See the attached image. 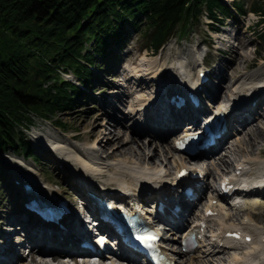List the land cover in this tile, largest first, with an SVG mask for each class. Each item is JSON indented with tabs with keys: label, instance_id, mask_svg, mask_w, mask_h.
Instances as JSON below:
<instances>
[{
	"label": "bare ground",
	"instance_id": "obj_1",
	"mask_svg": "<svg viewBox=\"0 0 264 264\" xmlns=\"http://www.w3.org/2000/svg\"><path fill=\"white\" fill-rule=\"evenodd\" d=\"M221 36L225 40L223 42L226 43L229 38L226 32H222ZM217 41L219 43L222 42L221 40ZM198 47L199 46H196V50H198ZM233 47L234 45L232 46L231 44L227 46L231 56L225 61V64L227 63L226 66L225 64H221L222 68L217 75V81H212L206 84L202 92L205 97L209 96L212 98L211 103L214 113L222 112L226 108L228 109L229 115H226L225 118L229 119L230 117H233L239 122V125L233 127L232 131L229 133L230 136L233 134L235 136L233 135V137H230L228 134L224 140L220 142L218 146L220 149L215 153L218 154L216 163L221 165L223 171L229 173V175L240 184L243 183L245 178L249 177L252 171L251 161L259 158L258 156H251L252 149L256 147L258 150V147H261L259 146L260 138L258 139V137L264 135V88L262 87V84L264 83V73L247 74L245 71H242L247 63L244 62L243 65H239V62L245 61V59H248L250 55H246L249 53H240V51H237ZM162 51L157 57H155V61L147 59L146 56H148V53L145 51L143 55L139 56V63L137 62V64L131 66L129 64L127 68H122V72L119 74L122 83H113L114 88H109L107 91L108 94L104 95V98L102 97L99 99L97 102L99 106L98 115L92 117L89 122H87L88 120L86 117L82 119L83 128H88V137H93V141L89 143L82 142L81 146L77 147L70 144L67 137L62 138L52 142L55 143L53 145V149H55V151L47 148L48 146L46 147L43 143L38 146L41 152L47 154L53 162L55 161L60 165L56 166V168H58L59 174H62L66 187L72 189L75 196L78 195V190L83 191V189L88 190L89 188L92 190L91 187H93L97 191L104 192V194L108 197H120V189H123V187H129L133 190L137 185L140 186V189H146L148 187L155 195L162 194V188H158L157 190L155 189L157 186L162 184L161 175L163 174V171H167V163L170 161V156L172 155L170 152L174 144L172 140L166 148L159 146V144L160 141L165 140L172 134L171 132H173V128L161 135L153 134L154 131V133H160L156 130L160 129L158 125L162 121L161 117L149 116L147 111L144 109L142 118H145L143 124L142 118H139L140 108L149 102L151 92L154 91V83L156 85H160L161 82L172 84L174 81H180L184 85V81H186L187 76L184 74V71L181 70L182 68L187 67V65L179 62L178 60L167 62L160 59ZM200 68L199 63H197V69ZM185 70L187 71V69ZM195 76H197V72ZM245 80H248V82ZM254 80H260L262 81V84L255 85L252 83ZM130 99L132 101H130ZM230 99H233L230 101L231 103L229 102ZM114 100H117L125 107L127 105L129 107V110L126 113H123L121 118H118L115 114L117 108L113 106ZM251 102H253L252 107L249 106ZM229 103L230 105L232 104L231 111H229ZM153 105L155 106L157 103ZM106 107L111 108L114 115L109 113ZM197 111L198 110H193V113H197ZM234 112L238 114L245 112V114L242 115L243 117L241 118V121L234 116ZM256 115L258 116L257 118L255 117ZM166 116L168 117V121L166 123H171V127H175L176 129L181 125L173 122L182 120L181 118L172 117L170 115ZM101 117L103 118V122H100L99 120ZM257 119H260V121ZM125 120H127L126 123H124ZM96 122H98L97 124L100 127L98 129L94 127ZM108 123L110 124V127H106ZM232 123V119L227 121L228 126ZM118 125H122L123 128L125 127L130 130V134L137 139L143 133L146 134L145 137L147 140L143 144V147H140L139 149L134 147L131 144L133 142V138L129 135L127 139H122L120 134L115 132V128H117ZM61 142H66V145L68 144L70 146V152L64 150V146L61 145ZM154 146H156L155 149ZM56 148L58 150H56ZM157 148H162L164 151V154H162L163 158L160 161L161 163L155 161L157 156L159 157L160 151V149L158 151ZM240 151H244L245 155H241V157L238 158L237 154H239L238 152ZM23 161L26 160L23 159ZM230 164H233L234 166L232 171L236 169L237 164H241L245 172L233 175L232 172L229 171L231 167ZM69 167H71V169H69ZM8 168L10 169L8 172L10 179L21 180V177H18L17 170L12 169L11 166ZM68 170L70 171L68 172ZM30 171L33 172L32 174L30 173L33 175V178L39 180L43 185L47 186L46 192L49 193V190L53 193L58 191L59 188H57L54 184H49L47 181L38 178L39 173L37 171L35 172L32 168ZM216 172L219 173L218 171ZM214 173L215 171H211L210 176L215 178ZM259 175H257V177ZM33 181L35 182V180ZM207 186L211 187L213 184L208 181ZM260 186L264 187V185ZM252 188L255 189L257 187ZM7 189L11 191L9 192L11 197L6 205L5 211L3 213L0 211V223L4 225L9 224L14 220H19L17 222V226L15 227L19 228L18 225L20 223L22 227L21 229L23 230V226L24 224L26 226V223H24L25 220L23 223L20 222L21 219L19 218L18 213L23 210L21 207L22 203L13 202L15 199L17 201L18 198V185L15 183L10 184ZM42 190L37 188V191ZM31 191L34 192V188ZM213 191L214 189L212 188V192ZM255 191L259 193L263 192V194L260 196L258 195L257 197H244L243 201L238 203V205L231 204V209H233L232 211L228 209L226 210V205L221 201H218L215 204L212 203V192L207 194V198H205L206 202L208 201L206 207H213L219 212L216 216H208L207 230H209L210 235L205 231L206 236L204 235V237L201 238V242L196 248L197 252H195L194 255H189L187 258V260H189L187 262L184 260V264H256V261H258V264L264 263V226L259 225L262 222V224H264V217L261 213L263 212L262 208H264V189H255ZM194 204L195 202L193 205ZM197 207V203L195 206L189 207L187 209V217L182 218L181 221L188 223V225L192 223L195 218L193 216L198 215ZM245 211H250V213L245 214ZM255 213L262 216L258 222L253 220ZM70 216L74 217L75 224L79 227L83 221L81 213H75V209L72 208ZM193 225L195 226V224H192L189 225V227L194 228ZM240 225L244 229L246 228V230L251 231L253 235L251 241H230L223 236L224 231L228 227L231 228L233 226H237L241 228ZM174 226L178 227L179 224ZM53 229L55 230V233L48 234L46 236L43 233H40L38 238L36 236L33 238H26L25 241L33 244L31 250L32 253L29 254L30 258L28 263L19 262V264H69L66 257L75 259V255H71V252L66 254L63 250L53 252L49 250L42 251V248L40 249L39 244L42 243V241L38 243L35 239H45L46 237L50 239L49 243L52 248L63 249L66 247L65 243L68 242L71 237L66 231L65 224H63V227H56L54 225ZM5 234L7 236L5 242L8 246H11L14 243L12 242L13 239H15L14 241H18L15 244L19 248L25 246L22 238L15 236L18 234H12V236L8 233ZM13 236L15 238H13ZM58 236H60V239ZM171 236L174 237V235ZM254 236L258 237L257 241H255ZM179 240L180 237L178 239V243ZM178 246L179 248H175L178 250H174L173 253L182 254L180 243ZM0 253L1 255H10V257L6 260L0 259V264H18L17 261H13L12 263L10 261L13 255H15L11 247H3ZM222 254L226 256L223 257ZM19 258L21 259L20 253ZM102 260L103 259H101L98 264H106V262H103L104 260ZM73 264L95 263H90L88 258L84 256L81 259V262L73 260Z\"/></svg>",
	"mask_w": 264,
	"mask_h": 264
},
{
	"label": "trees",
	"instance_id": "obj_2",
	"mask_svg": "<svg viewBox=\"0 0 264 264\" xmlns=\"http://www.w3.org/2000/svg\"><path fill=\"white\" fill-rule=\"evenodd\" d=\"M231 4L245 14L241 1ZM249 8L264 22V1ZM233 12L222 0H0V152L38 159L24 133L32 118L49 120L84 92L60 72L88 87V66L103 67L129 31L155 50L203 14L214 19ZM256 33L264 42V30Z\"/></svg>",
	"mask_w": 264,
	"mask_h": 264
},
{
	"label": "rangeland",
	"instance_id": "obj_3",
	"mask_svg": "<svg viewBox=\"0 0 264 264\" xmlns=\"http://www.w3.org/2000/svg\"><path fill=\"white\" fill-rule=\"evenodd\" d=\"M224 1H230V0H224ZM238 1H241V3H243L244 5V8L246 9L247 7L251 5L253 1H258V0H238ZM206 18L207 17L203 15L202 19L198 23L193 24L189 30L181 32L180 36L171 35L170 38L167 41H165L161 47H159V50L157 52L154 50L148 49V47L144 48L143 47V45L145 44L144 40L140 38L136 34V32H133L132 30L129 31V33L127 34L128 35L127 41L125 42L124 45H122L121 47H115V45L113 44L111 47L112 50L114 51L112 55L114 54L115 55L113 57L111 56L112 57L111 65L113 64V66L111 67L112 69L110 68V72L108 71L109 73L106 72V70L108 69L105 70V68H107V65L109 66L110 64V62L108 61L107 63L105 62V65H103V67H100V68L92 66V74H95V76L97 77V78H94V80H97L98 78H100V81L98 79L100 83L94 81L92 84L93 88L90 90L86 88L87 92L82 97V99H77L76 103L74 102L75 103L74 105L71 104V108H68L67 110H64L60 113H57L52 119H50L51 121L42 120L39 117L32 118V124H30L27 127L24 133L26 134V136H28V139L30 140V143L32 144V149L35 150V152L37 153L38 159L33 160L32 158H22L21 155H18L14 151L8 149L7 152L0 153L1 172H2V168L5 166V163H8V164L10 163L11 168L14 170H17L18 177H20V175L24 173L26 176L32 178L33 175L31 174L33 172L30 171V169L32 168L35 172L37 171L39 173L38 178L47 181L49 184L50 183L54 184L57 188H59L58 192L61 195H64L65 197L70 198L73 201H76V202L79 201L77 198V195L75 196L73 194L72 189H69L68 187H66L63 181L64 179L62 178V174L61 175L59 174L58 168H56V166H60V165L56 163L55 161L53 162V160L49 158L47 154L41 152L38 146L42 145L43 143L46 145V147L48 146L47 148L53 149L54 148L53 145L55 144V143H52L53 141L66 138V137L68 138L69 141L68 140L67 141L70 144H72L73 146L75 145L77 147H80L82 142L89 143L93 141L92 139L93 137H90V138L88 137V131H87L88 128H85V129L83 128L82 119L86 117V119L88 120L87 122H89V120L92 117L98 115L99 106L97 102L99 101V99L102 97L104 98V95L108 94L107 91L109 88H114L113 83L114 84L117 82L119 84L122 83V80L120 76L118 75L119 71L122 72V68H127L129 64L131 66V65L137 64V62L139 63L140 60L138 58L140 55H143L145 51H147L148 53V56H146L147 59L155 61V57H157L163 49L160 59L165 60L167 62L169 61L173 62V61L178 60L179 62L184 63L185 65H187V67H184V69H187V72H189L190 77L191 76L194 77L195 72H197L195 70L197 66V60L195 59V55L199 54L201 51L203 52V48H204L202 47V45H200L201 44L200 41L206 40L208 41V43L211 42L210 36L207 35L206 33L208 26L204 24ZM230 18L234 22L232 21L233 24L226 25V28L229 29L230 34H233V38L229 37L226 43L224 42L219 43L217 40L214 39L215 41L211 42L212 48L214 49L215 47H219L221 51L216 54L213 52L212 54H209L208 52L204 51L206 53V55H204L205 58L203 57L204 60L206 59L205 64L208 65L207 63L208 61L215 59L212 65H215L218 60H220V62H222L221 64L224 65L225 61L228 60V58H230L231 56L230 52L227 49V46L231 44L232 46L234 45L233 48H235L237 51H240V53L242 52L249 53L246 55L247 56L250 55L248 59H245V61L239 62V65H243L244 62L248 64V65L246 64V66L244 67L242 71H245L247 74L264 73V42L261 38H258L257 33H256L258 31L260 32L264 30V23L257 22L258 16L252 12H246L243 15L235 14L234 16ZM220 32H222V30L216 31L215 33H211V35L221 36ZM196 46H199V47H198V50L195 51L194 49L196 48ZM216 52L218 51L216 50ZM220 62H217L218 65L220 64ZM226 65L227 63L225 64V66ZM217 72L218 71H216V73ZM66 75L69 76L68 74ZM215 76L216 75L212 77L211 75L212 80L217 81L216 78H214ZM245 81L248 82V80H245ZM252 83H254L255 85H258V84H262V81L254 80ZM130 101L132 100L130 99ZM113 106L117 108L115 114L117 115L118 118H121L122 114L126 113L129 110L128 105L125 107L123 104H120L117 100L113 101ZM107 111L111 113L112 115H114V112L111 108H107ZM255 117L257 118L258 116L256 115ZM53 119L55 121H58L59 123L61 122L62 124H60V126L56 125ZM99 120L100 122H103L102 117ZM257 120L260 121V119H257ZM126 122L127 120L124 121V123ZM97 123L98 122L94 124V127L96 129L100 128ZM109 123L106 127H110L111 123L110 124ZM115 132H118L122 139H127L128 135L131 136L133 138V142L131 144L138 149L140 147H143V144L147 140L145 137V134H143L139 136L138 138L139 141H138L136 137L130 134L131 133L130 130L126 129L125 127L123 128L122 125H118V127L115 128ZM233 135L230 136L229 134L230 137H233ZM170 139L171 138L167 137L165 140L160 141L159 146L166 148L168 144H170L169 143ZM258 139L260 140L259 146H261V147H258L260 154L258 153V150L256 147L252 149V154H251V156L253 155V156L259 157L257 158V160L251 161L252 171L250 175L252 176H257L264 171V135L259 136ZM61 145L64 146V150H66L67 152H70V146L68 144L66 145V142L65 143L61 142ZM155 147L156 146H154V149ZM157 149L158 151L160 149V151H159V157L156 154L157 158L155 159V161L158 163H161L160 161L163 158L162 154H164V151L162 148H157ZM53 150L55 151V149ZM56 150L58 149L56 148ZM171 153L172 155H175L173 153V150H171L170 154ZM238 153H239L237 154L238 158L241 157V155L242 156L245 155L244 151H240ZM172 155L170 156V161L168 162L169 166L172 165L174 161L178 159V158L176 159V155L175 156H172ZM171 157L173 160L171 159ZM23 159L26 161H23ZM260 160H261V163H260ZM1 165H2V168H1ZM230 166H231L230 171H232L234 166L233 164H230ZM7 169L10 171L9 168ZM69 169H71V167H69ZM221 169L222 167L218 166V168L215 170V173H217L216 171L219 172ZM69 171L70 170H68V172ZM2 175L3 174H0V211L3 213L11 197V195L9 194V192L11 191H9L6 188L8 185L5 182V179L2 178ZM8 179H10V177ZM213 180H214V177L210 176L209 181L213 183L214 182ZM13 202L17 203L18 201H16L15 199ZM262 209H263L262 210L263 212L261 213L263 214V217H264V208ZM244 213L249 214L250 211H245ZM241 215H244V214H241ZM261 217L262 216L260 214L255 213L253 220L254 221L256 220L255 222H258ZM262 223L260 224L258 223V224L261 226H264V224ZM254 237H255V241H257L258 237L256 236ZM188 255H189L188 253H185V255H183L180 258V262L183 263V260L187 262L189 260V259L187 260ZM222 255L223 257L226 256L224 254ZM29 256H30L29 254L22 255L21 259L18 261V264L19 262L28 263L29 258H30ZM103 262H106V264H111V263L125 264L121 260L111 259V258H106L104 259ZM69 264H73V262L70 260Z\"/></svg>",
	"mask_w": 264,
	"mask_h": 264
},
{
	"label": "snow or ice",
	"instance_id": "obj_4",
	"mask_svg": "<svg viewBox=\"0 0 264 264\" xmlns=\"http://www.w3.org/2000/svg\"><path fill=\"white\" fill-rule=\"evenodd\" d=\"M137 239L141 240L147 246L151 247L152 246L151 241L155 240L156 237L154 235H151V234H145V235L137 236Z\"/></svg>",
	"mask_w": 264,
	"mask_h": 264
}]
</instances>
